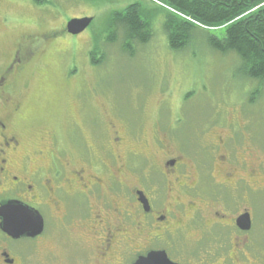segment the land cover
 Wrapping results in <instances>:
<instances>
[{"label":"rangeland","instance_id":"1","mask_svg":"<svg viewBox=\"0 0 264 264\" xmlns=\"http://www.w3.org/2000/svg\"><path fill=\"white\" fill-rule=\"evenodd\" d=\"M46 1V5H37L32 0H0V59L6 63L22 42L39 50L36 59L21 68L16 80L23 113L19 129L27 152L46 160L52 134L58 151L80 156V139L73 123L80 126L83 115L96 125V115L101 112L117 122L116 113L139 121L137 126L142 127L137 133L142 137L133 139L132 149L145 153L150 162L162 160L151 139L157 126L163 135L171 133L176 139L184 136L183 141L191 143L194 139L203 147L209 144L207 130L215 129L228 137L229 145L243 146L239 155L246 160L264 162V84L246 76L236 53H222L210 46L209 34L220 37L223 30L208 33L196 29L185 48L173 49L164 25L165 17L173 14L168 10L173 8L169 0ZM134 1L158 12L151 41L135 49L122 48L125 34L123 30L117 33L115 28L119 27L113 24L115 38L118 36L116 44L113 34L100 35L98 48L99 34L109 25L114 12ZM88 16H95L96 22L79 39L61 35L54 45L45 39L71 18ZM184 143L181 148L188 151ZM171 145L167 144L172 148ZM173 148L181 153L178 146ZM188 153L184 152L190 156ZM262 172L260 183L240 185L243 192L230 195H226L225 186L221 189V177L208 180L215 191L224 193L221 195L225 203H217L220 209L251 213L253 228L244 247L246 255L255 258L254 264H264ZM202 201L206 212L211 205L216 206L210 198ZM48 224L43 250L30 261L29 252L24 264H85L87 254L78 237L72 238L68 233L71 231L64 230L60 221ZM188 234L190 240L200 237L196 229ZM198 244H191L195 254H184L189 256L184 260L205 255L206 247H201L198 254ZM29 245L25 244V249L29 250Z\"/></svg>","mask_w":264,"mask_h":264},{"label":"flooded vegetation","instance_id":"2","mask_svg":"<svg viewBox=\"0 0 264 264\" xmlns=\"http://www.w3.org/2000/svg\"><path fill=\"white\" fill-rule=\"evenodd\" d=\"M81 18L93 21L80 35L68 32L71 18L45 39L50 45L61 35L79 39L96 22L95 16ZM115 29L117 33L121 30ZM115 29L108 25L99 35L113 34L115 38ZM120 45L135 49L141 43L125 39ZM38 52L22 42L6 63L0 59V211L5 206L37 211L44 229L36 237L11 236L3 228L6 213L0 212V264H24L29 252V261L34 259L43 250L51 220L63 223L72 238L78 237L87 254L85 264H137L156 254L166 255L174 264H254L255 258L247 256L244 247L253 228L251 213L220 209L217 203L225 200L224 193L215 191L208 180L221 177V189L225 186L226 195L234 194L246 183H260L264 162L246 160L239 155L243 146L229 145L228 137L215 129L207 130L209 144L203 147L194 139L190 143L183 141L184 136L176 139L171 133L163 135L159 126L151 139L162 160L150 162L145 153L132 149L133 139L142 137L137 133L142 127L137 126L139 121L116 113L117 122L101 112L96 115V125L83 115L80 126L73 123L80 139V156L58 151L51 134L47 159H37L26 151L19 129L23 113L16 80L21 68L35 60ZM183 142L188 151L181 148ZM205 197L216 204L208 212L203 207ZM245 214L251 219L248 231L238 224ZM192 229L199 231V239H189ZM196 243L198 254L206 247L205 255L184 260L189 257L184 254H195L190 247ZM25 244H30L29 250Z\"/></svg>","mask_w":264,"mask_h":264},{"label":"trees","instance_id":"3","mask_svg":"<svg viewBox=\"0 0 264 264\" xmlns=\"http://www.w3.org/2000/svg\"><path fill=\"white\" fill-rule=\"evenodd\" d=\"M169 1L177 11L210 28L208 33L223 30L220 37L209 34L210 46L222 53H236L242 61L246 76L264 84V0ZM33 2L37 5L47 3L46 0ZM157 15V10L132 3L111 17L109 25L115 24L121 28L127 42L147 44L154 36L153 21ZM172 15L166 16L164 20L169 44L173 49L185 48L193 32L200 28ZM101 38L99 35L97 44Z\"/></svg>","mask_w":264,"mask_h":264},{"label":"water","instance_id":"4","mask_svg":"<svg viewBox=\"0 0 264 264\" xmlns=\"http://www.w3.org/2000/svg\"><path fill=\"white\" fill-rule=\"evenodd\" d=\"M93 19H74L68 23V32L78 35L84 32L92 23ZM0 212L6 213L4 217L3 228L11 236L36 237L41 235L44 229V222L39 212L5 206ZM239 226L242 230L248 231L251 228V219L249 214L243 215L239 219ZM137 264H174L168 260L166 255L156 254L146 259H141Z\"/></svg>","mask_w":264,"mask_h":264}]
</instances>
